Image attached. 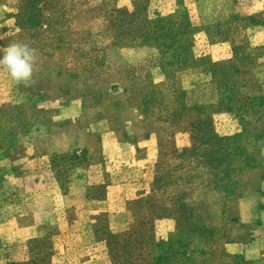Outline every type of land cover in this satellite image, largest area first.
Wrapping results in <instances>:
<instances>
[{
  "label": "rangeland",
  "instance_id": "obj_1",
  "mask_svg": "<svg viewBox=\"0 0 264 264\" xmlns=\"http://www.w3.org/2000/svg\"><path fill=\"white\" fill-rule=\"evenodd\" d=\"M200 1L109 0L101 12L93 7L94 0H0V6L13 9L10 15L19 12L22 27L13 36L9 33L5 44L20 41L35 48L34 70L48 74L38 78L46 93L38 92L19 109L0 108V144L5 148L19 142L30 145L49 132L62 131L72 145L65 158L54 162L55 175L49 170L39 173L36 179L48 182L47 186L22 187L21 195L26 205L23 224L33 218L39 223L65 218L67 232L8 240L1 247V264H113V257L119 264H155L158 257L162 264H250L241 249L256 238L250 257L263 255L264 226L255 218L252 201L256 193L264 195V163L261 172L249 168L260 163L258 152L264 155V149L250 151L254 149L251 136L264 133V107L261 99L239 98L250 59L240 44L238 28L227 43L212 46ZM84 5L90 9L86 11ZM214 5L243 16L264 9V0H215ZM115 6L125 12L113 16L118 28L105 34L112 38L121 28L123 35L99 62L94 59L102 51L95 38L107 22L101 15L109 9L115 13ZM4 15L0 11V18ZM89 21L92 29L84 30ZM256 31L247 33L256 36ZM259 36L263 38L264 32ZM89 55L91 59L86 58ZM197 66L215 71L221 93L218 105L183 107L186 90L206 78L186 75L182 86H177L175 75ZM88 67L95 70L92 78L102 80L84 93L81 70ZM262 71L263 61L257 73ZM110 83L129 90L120 92L118 106L106 109L109 118L104 119L95 102L100 101L98 92ZM145 101L160 107L148 109L144 126L137 125L139 114L132 105ZM143 132L147 140L132 139ZM67 180L76 184H70L64 197L56 183ZM220 181L238 183L229 190L250 195L243 213L236 204L234 217L225 214L215 225L212 221L209 230L206 223L194 225L176 218V208L191 192L201 193ZM220 195L198 194V201L218 202ZM161 200L165 213L157 208ZM196 212L206 215L204 207ZM97 228L114 233L95 238ZM111 241L117 242L112 251Z\"/></svg>",
  "mask_w": 264,
  "mask_h": 264
},
{
  "label": "crops",
  "instance_id": "obj_2",
  "mask_svg": "<svg viewBox=\"0 0 264 264\" xmlns=\"http://www.w3.org/2000/svg\"><path fill=\"white\" fill-rule=\"evenodd\" d=\"M94 1L96 3L93 7H96V9L101 12H103V9H105L104 6H107L109 3V0ZM129 1L131 2V0ZM214 1L215 0H201L198 3V8H200V11H205V13L201 14V19L203 22V26L206 28L208 40L212 46L227 43L232 30L233 32H235L236 28H238V34H241L240 44L242 48H244L250 59L249 68H247L245 72V75L248 77V80L240 88L239 98H255L257 100L261 99L262 107H264V77L262 78L263 81L258 79V76L264 75V71H262L261 73H257L258 69L261 67L262 61L264 62V37L261 38L259 36L262 32H264V9L242 16L224 10L220 7L216 8V5H214ZM87 2L88 1H86L85 3ZM84 6L86 11L90 9L88 5ZM0 11L6 12V16L4 15L0 18V47H7L8 45L5 44L6 40L10 37V35L13 36L18 31H21L22 27L20 25V19H18L19 12L17 10L15 11L14 16L10 15L13 9H11L10 6L6 4H2L0 6ZM113 11L115 13H111L112 10L109 9L108 13L104 12L101 15V19L107 22L102 24L101 29L96 34L97 38H95V40H97L95 41V43H100L99 48L102 51L100 53V56H98L97 59H94L98 60L99 62L103 60L104 54H106L108 49L111 47L113 41L117 40L118 36L123 35V30H121L120 28L119 30L114 31V37H106L105 33L107 30L112 31V28H118V23L114 21L113 16L125 12L124 7L116 6ZM105 17H110L111 22ZM90 22L91 21L88 22L89 26L86 27V29L84 30L92 29ZM11 26L14 27V30H10V32H8L7 29ZM252 29L259 30L256 31V36H253L254 34H252V36L248 35L247 32ZM86 58L91 59V55H89V57L86 56ZM97 64H93V67L95 69L97 68ZM93 67H88L89 70H81L83 72L82 75L84 76V78L82 77L83 84H85L84 93H88V87L90 86V84H92L93 82H98L99 79L102 80L101 76H95L92 78V73H95ZM112 73L114 72H110L109 75L112 76ZM42 74L43 72L38 73L34 70V77L30 83L18 84L11 80L6 71L0 70V108L14 107L19 109L28 102L32 101L34 95H36L38 92L41 91L46 93L47 91H43V88L38 85V78L41 77ZM186 75H193L195 77L204 76L206 78L204 81L194 82V84L191 85L190 89L186 90L185 104L187 107H206L218 104V85L214 82L212 74L209 72V70H206V68L201 66L181 70L175 75L177 86H182V78ZM80 78V76L77 77V80ZM114 84L110 83L106 90L105 88L102 89V93L101 90L99 91L100 87L98 88L99 94L97 93V99L100 101H96L95 103H98L97 105L99 106L100 110L99 113L102 114V117L104 119L109 118V116L106 115V109L109 112L111 109H116V106H118V102L116 100L120 95V92L123 94L125 92H128L129 90L126 87H120L118 83H116L115 85ZM64 85L61 88H64ZM13 89L15 90L12 91ZM132 107L136 109V112L139 114V119L136 120L137 125L144 126V123L146 122L147 118V116L144 117L141 112L144 110H138V108H135L134 106ZM143 107L149 108L154 106L146 104ZM239 108H241V106ZM110 116L112 117L114 115ZM114 119L115 117H113V119L111 120ZM68 136L69 135L65 134L62 131H53L38 138L36 142L30 145H25L22 142H19L18 144H14L5 148L3 145L0 144V253L2 252L1 247H5L8 240H10V242H16L24 234L28 235V238L31 239H40L44 236L53 237L57 234L60 235L67 232L69 223L65 218L60 219V221L57 222H51L46 219L40 223L36 221L35 218H33L30 223L23 224L25 217H23L24 215L22 214V211L24 210L26 205L21 195L22 187L28 188L30 186L40 187L48 185V182L43 183L42 180L36 178H38L40 172L47 170H49L51 174L53 173L55 175L56 171L53 168L54 162L57 159L65 158L66 155H68V153L71 151L72 145L68 144L67 142V140L70 138H68ZM123 136L126 139H129L131 137L130 135ZM138 137H141L139 141H145L147 140V133L143 132L140 136L133 135L132 139L134 140ZM250 140L254 145V149L250 151H258L259 149H264V133L254 134L253 136H251ZM176 152L178 153L179 150L177 151L175 149L174 153L172 154L176 155ZM258 155L260 158V163L254 168H249V171H263L262 164L264 163V155H262L261 152H258ZM77 168L80 167L78 166L74 169L77 170ZM37 181H39V183H36ZM56 184L57 187L60 189L61 194L66 197L65 194L66 191L70 189V184L75 185L76 182L73 180L72 182H68L67 180L61 182L60 184L57 182ZM231 186L232 183L230 184L227 181H220L216 184L210 186L208 185L207 188L204 189L201 193L191 192L189 194V198L186 199L183 203V205H185L189 202L190 207H177L176 209L179 215L176 218L184 219L187 222L196 224L206 223L207 226L210 227L212 221V224L215 225L216 221L221 220L225 214H230L231 217H234L233 214L235 211H237L236 204H238L237 206H239L240 214L243 213L246 208V204L248 202H251L252 198L249 197L250 195L242 196L241 193L236 192L233 194H228L227 189ZM217 192L218 194H221V199L218 202L216 200L204 201L202 199V202L199 203L198 194L213 195ZM67 196H69V193L67 194ZM92 201L100 202V200L97 198H92ZM162 204V200L158 202L157 208L161 210L160 213L164 212V207H161ZM252 204H254L255 206L254 215L256 220H262L264 226V195L256 193V197L252 201ZM200 207H204L206 213L205 216L198 215V213L196 212L199 211ZM58 218H61V216H59ZM134 221L135 220L133 219V222ZM132 224L130 228L133 226ZM101 233L103 234L114 232L107 228H97L93 231V235L95 238H97V236ZM261 238L264 239V234ZM258 240V238H256L255 240H250V242L242 246L241 250H244L245 256L248 257L250 260V264H264V248H262L263 255L261 257H250V253L254 252V246L256 241ZM262 249L260 248L256 250H258L259 252ZM259 253L258 255L260 256Z\"/></svg>",
  "mask_w": 264,
  "mask_h": 264
},
{
  "label": "clouds",
  "instance_id": "obj_3",
  "mask_svg": "<svg viewBox=\"0 0 264 264\" xmlns=\"http://www.w3.org/2000/svg\"><path fill=\"white\" fill-rule=\"evenodd\" d=\"M36 59V49L27 43L17 41L0 47V70L6 71L18 84H28L33 80Z\"/></svg>",
  "mask_w": 264,
  "mask_h": 264
},
{
  "label": "trees",
  "instance_id": "obj_4",
  "mask_svg": "<svg viewBox=\"0 0 264 264\" xmlns=\"http://www.w3.org/2000/svg\"><path fill=\"white\" fill-rule=\"evenodd\" d=\"M210 69V70H209ZM208 70H209V72L212 74V78H213V80H214V75L216 76V74H215V71H213V69H212V67L211 68H209ZM179 71H181V70H179ZM214 82H215V80H214ZM216 84H217V82H215ZM218 85V84H217ZM218 89H219V102H218V104L220 103V100H221V93H220V87H219V85H218ZM146 104H150V105H153L154 107L153 108H155L156 106H157V104H154V103H152V102H147V101H145L143 104H141V105H135L134 107L135 108H138V110H144V111H141L142 112V114L144 115V117L145 116H147V114H149L150 112L148 111V109H151L152 107H149V108H146V107H143L144 105H146ZM218 104H216V105H218ZM216 105H211V106H206V107H212V106H216ZM133 106V105H132ZM158 107H160V105H158L157 106V108ZM183 107L184 108H187V109H195V108H197V107H199V108H201V107H205V106H194V107H187L186 106V104H185V97H184V102H183ZM194 123H192V125H193ZM147 137H148V134H147ZM236 185H237V187H238V183L236 184V183H233L232 184V186L231 187H229L228 189H227V193L228 194H233V193H235V191H233V190H229V189H234V187H236ZM183 203L184 202H181V203H179V206L181 207V208H189L190 207V203H186L185 205H183ZM163 211H164V213H165V209H163ZM178 219V218H177ZM180 220H182V221H184V222H187L186 220H184V219H180ZM188 223H191V222H188ZM191 224H194V225H203V224H199V223H191ZM193 226V225H192ZM205 227H207L206 228V230H209V227L208 226H205ZM178 233H182L181 232V230L180 231H178ZM192 236V235H191ZM125 242H126V240H124ZM117 244V242L114 244V242L113 241H111V242H109V249L112 251L113 250V248H114V246ZM159 260H162L161 259V257H158V259L156 260V262H155V264H162V263H165V262H159ZM112 261H113V264H119V261L117 260V259H115V257H113L112 258Z\"/></svg>",
  "mask_w": 264,
  "mask_h": 264
}]
</instances>
